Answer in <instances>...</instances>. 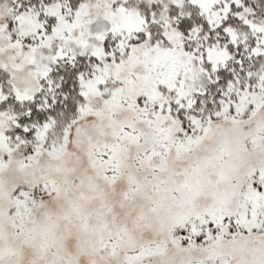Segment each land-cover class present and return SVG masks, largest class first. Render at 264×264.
Instances as JSON below:
<instances>
[{"label":"snow or ice","instance_id":"obj_1","mask_svg":"<svg viewBox=\"0 0 264 264\" xmlns=\"http://www.w3.org/2000/svg\"><path fill=\"white\" fill-rule=\"evenodd\" d=\"M0 264H264V0H0Z\"/></svg>","mask_w":264,"mask_h":264}]
</instances>
